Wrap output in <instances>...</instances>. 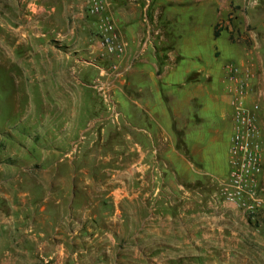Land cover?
<instances>
[{
    "label": "crops",
    "instance_id": "1",
    "mask_svg": "<svg viewBox=\"0 0 264 264\" xmlns=\"http://www.w3.org/2000/svg\"><path fill=\"white\" fill-rule=\"evenodd\" d=\"M107 1L120 57L87 0H0V64L14 103L34 107L23 122L38 153L32 191L0 186L2 224L18 226L11 262L35 261L28 246L67 220L59 239L97 234L115 264H218L250 230L218 196L234 135L226 66H253L261 119L264 0Z\"/></svg>",
    "mask_w": 264,
    "mask_h": 264
},
{
    "label": "rangeland",
    "instance_id": "2",
    "mask_svg": "<svg viewBox=\"0 0 264 264\" xmlns=\"http://www.w3.org/2000/svg\"><path fill=\"white\" fill-rule=\"evenodd\" d=\"M186 17L187 15L183 16V18ZM184 28L186 31L189 26L185 25ZM105 54L109 56L106 52ZM12 78L13 68L9 59L5 64V68L0 64V181L5 182L0 186L2 187L1 190L5 192L16 187L17 191L23 193L32 191L35 185L32 182L36 178L37 166L34 163L36 160L34 155L38 153L26 146L31 136V131L27 126L30 121L23 122L25 118L31 120V114L35 111L30 103L21 105L14 103L12 99L14 95ZM260 105L262 110V102H260ZM260 122L264 129V116L260 119ZM117 123L119 124V122ZM112 170L121 171L122 169ZM0 212L9 217L11 215L10 211ZM243 215L246 223L250 226V230L241 236L243 243H230V247L234 246L235 248L230 249L232 251L228 253L223 252L224 256L218 264H264V220L251 221L244 213ZM4 220V217L0 214V264H115L110 257L112 245L107 244V242L99 243L101 238L97 234L82 237L75 230H72L69 232L67 241L59 239L66 226H73L67 220L61 223L62 225L60 224L54 228L53 238H42L40 242L38 241L39 245L32 242L28 246L31 253H37L34 258L30 257L31 260L35 261L11 262L13 258L11 259L9 251H16L17 248H20L15 245L18 240V226L15 223L2 224ZM29 227H32V225ZM25 235L26 238H29L35 234L30 229ZM78 243H83L85 247L96 246L95 248L91 247V249H94V254L91 255L92 258L86 252L80 253L78 247L81 246H78ZM76 252L79 254H76ZM208 264L214 263L210 261Z\"/></svg>",
    "mask_w": 264,
    "mask_h": 264
},
{
    "label": "built area",
    "instance_id": "3",
    "mask_svg": "<svg viewBox=\"0 0 264 264\" xmlns=\"http://www.w3.org/2000/svg\"><path fill=\"white\" fill-rule=\"evenodd\" d=\"M107 0H87L89 16L99 19L100 46L110 57L125 53L108 15ZM221 28L222 25H219ZM115 65L112 73L119 75ZM228 93L234 110V135L231 147V173L219 188L221 202L234 205L251 221L264 220V129L260 122L261 105L249 103L254 94L256 73L252 65L230 63L226 66ZM115 122L119 114L112 110Z\"/></svg>",
    "mask_w": 264,
    "mask_h": 264
}]
</instances>
